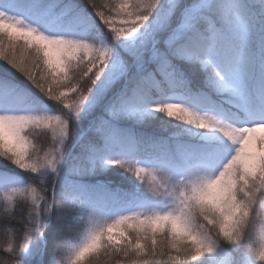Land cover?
I'll return each mask as SVG.
<instances>
[{"label":"snow or ice","instance_id":"6c2138e0","mask_svg":"<svg viewBox=\"0 0 264 264\" xmlns=\"http://www.w3.org/2000/svg\"><path fill=\"white\" fill-rule=\"evenodd\" d=\"M0 61V264H264V0H0Z\"/></svg>","mask_w":264,"mask_h":264},{"label":"trees","instance_id":"16d2710c","mask_svg":"<svg viewBox=\"0 0 264 264\" xmlns=\"http://www.w3.org/2000/svg\"><path fill=\"white\" fill-rule=\"evenodd\" d=\"M105 31H107L105 29ZM19 43H23V41H20ZM56 53H50V56H57ZM3 61H0V68L5 67ZM3 73L0 72V75ZM19 75V74H17ZM21 79H23L21 77ZM25 84H27V81H24ZM28 87L31 89L32 93L37 96H41L42 99L44 97L41 93L38 92L37 89L33 88L30 84ZM32 103L35 105V101H32ZM48 106L50 108H55V104L52 101H47ZM39 107V105H35ZM181 122L179 121H173L169 122L168 125L174 126L176 124H179ZM152 131L157 132L158 135L163 137H168L172 131H174L173 127H167L162 129L160 127L159 122L155 123V126L151 129ZM30 135L28 139L32 141L33 144H36L37 147L41 148L43 151L49 150V148L53 145V138L50 131L39 128V129H29ZM257 135H259L257 133ZM31 145H29V151H31ZM43 151L41 152V155H43ZM19 171V170H17ZM119 171V170H117ZM122 177L112 170H101L97 175H91L88 177L83 178V182L90 185V186H96V185H104V186H110L112 189L119 190V184L121 183ZM124 188L122 190L127 191L130 187V181L125 180L124 182ZM5 194L0 191V259H4L6 254L4 253L3 249L6 247V241L11 240L14 244H19L23 242L24 238V231L23 227L19 222V217L23 216L27 218L28 209L30 208V202L25 201L23 198L16 197L13 199L11 204H8L7 201L4 199ZM4 206L8 207L9 215L15 214L17 219L15 220H9L5 218L2 214V208ZM258 215L261 218H264V209H257ZM257 230L260 227L259 222L256 225Z\"/></svg>","mask_w":264,"mask_h":264},{"label":"rangeland","instance_id":"374dc122","mask_svg":"<svg viewBox=\"0 0 264 264\" xmlns=\"http://www.w3.org/2000/svg\"><path fill=\"white\" fill-rule=\"evenodd\" d=\"M157 115H163V114H157ZM175 115H179V113H174V116H175ZM162 119L168 121V123H169V122H173V121H177V120L174 119V117H173V118H169V117H167V116H166V118H162ZM157 122H159V124H160V121H155V123H157ZM155 123H154L153 126H155ZM160 127H161V125H160ZM161 128H162V127H161ZM164 128H166V126H165ZM164 128H162V129H164ZM146 178H147V177H146ZM146 178H145V179H146Z\"/></svg>","mask_w":264,"mask_h":264}]
</instances>
